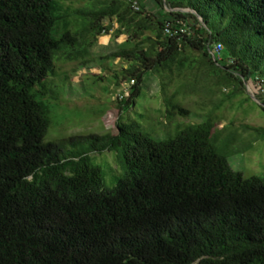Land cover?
Masks as SVG:
<instances>
[{
    "label": "trees",
    "instance_id": "trees-1",
    "mask_svg": "<svg viewBox=\"0 0 264 264\" xmlns=\"http://www.w3.org/2000/svg\"><path fill=\"white\" fill-rule=\"evenodd\" d=\"M155 1L197 14L157 17L141 0L138 10L133 0H0V264H264V178L232 169L233 140L218 145L223 102L164 138L142 116L124 119L152 75L167 122L191 115L177 98L202 96L199 85L231 101L236 83L264 79V0ZM166 22L187 33L166 36ZM111 33L124 39L104 59L127 63L112 76L128 87L116 132L46 141L57 61L87 65ZM105 152L119 153L122 171L111 189L93 162Z\"/></svg>",
    "mask_w": 264,
    "mask_h": 264
},
{
    "label": "rangeland",
    "instance_id": "rangeland-1",
    "mask_svg": "<svg viewBox=\"0 0 264 264\" xmlns=\"http://www.w3.org/2000/svg\"><path fill=\"white\" fill-rule=\"evenodd\" d=\"M141 3L157 17L171 11L169 7L159 5L155 0H141ZM75 6L81 5L75 2ZM189 11L187 13H193ZM123 39L114 42L112 33L100 37L97 46L91 51V62L85 66L81 61H57L56 76L50 78L49 82L58 93V102L51 103L50 117L53 123L46 141L116 132L115 123L119 116L118 96L121 88L127 90L128 87H117L112 76L115 72L119 73L125 69L127 63L104 57L114 51L116 43H122ZM198 89L202 96L177 98L191 115L185 119L175 116L172 122H167L164 117L165 102L160 92L159 79L152 75L148 78L136 107L124 115V119H138L142 116L138 120L143 129L147 132L154 130L160 135L156 137L153 134L155 138H164L163 133L172 131L177 122L200 123L203 116L222 101L224 106L217 111L215 118V130L220 135L218 145L225 148V144L227 146V142L233 140L225 149L232 169L241 172L245 177L256 175L264 178V111L261 106L255 101H247L250 92L247 88L243 90L238 83L234 85L233 90L240 92L231 101L226 100L230 90L219 91L211 100L206 85H199ZM173 90L172 86L170 93ZM230 123H233V126H229ZM224 126L227 129L223 131ZM118 155L116 152H105L94 158V164L103 170L105 188H113L122 174V171L118 170V162L114 160Z\"/></svg>",
    "mask_w": 264,
    "mask_h": 264
},
{
    "label": "built area",
    "instance_id": "built-area-1",
    "mask_svg": "<svg viewBox=\"0 0 264 264\" xmlns=\"http://www.w3.org/2000/svg\"><path fill=\"white\" fill-rule=\"evenodd\" d=\"M133 7L138 10V0H133ZM172 12V11H170ZM164 32L166 36L169 37H178L181 36L185 33H187V28L184 24H182L181 22H177V25L174 26V23L172 22H166L165 27H164ZM223 51H224V46L222 44H216L213 49L211 50V55L213 57V59L217 62H220L223 60ZM133 84V82H132ZM246 88L248 89V91L250 92V95H254L257 97V95H259L260 97H262L264 99V79L261 77H256L254 78V83H253V87H251L250 84H248L247 82H245ZM254 88V89H252Z\"/></svg>",
    "mask_w": 264,
    "mask_h": 264
},
{
    "label": "water",
    "instance_id": "water-1",
    "mask_svg": "<svg viewBox=\"0 0 264 264\" xmlns=\"http://www.w3.org/2000/svg\"><path fill=\"white\" fill-rule=\"evenodd\" d=\"M171 11H174V12H176V11H180V12H190L189 10H184V9H175V10H171ZM191 12H193L194 14H197L195 11H191ZM199 21L202 23V19L201 18H199ZM246 86V85H245ZM250 97H251V99L253 100V101H255L256 103H258L260 106H262V107H264V104L259 100V99H257V97L256 96H254V95H250Z\"/></svg>",
    "mask_w": 264,
    "mask_h": 264
}]
</instances>
